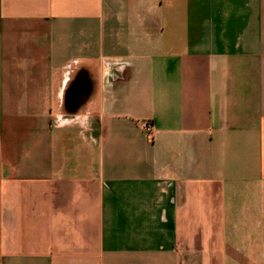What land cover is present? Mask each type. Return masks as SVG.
Listing matches in <instances>:
<instances>
[{
    "label": "crops",
    "instance_id": "obj_1",
    "mask_svg": "<svg viewBox=\"0 0 264 264\" xmlns=\"http://www.w3.org/2000/svg\"><path fill=\"white\" fill-rule=\"evenodd\" d=\"M0 264H264V0H0Z\"/></svg>",
    "mask_w": 264,
    "mask_h": 264
},
{
    "label": "built area",
    "instance_id": "obj_2",
    "mask_svg": "<svg viewBox=\"0 0 264 264\" xmlns=\"http://www.w3.org/2000/svg\"><path fill=\"white\" fill-rule=\"evenodd\" d=\"M141 127L147 133H150V131L152 129V125L148 122H144Z\"/></svg>",
    "mask_w": 264,
    "mask_h": 264
}]
</instances>
